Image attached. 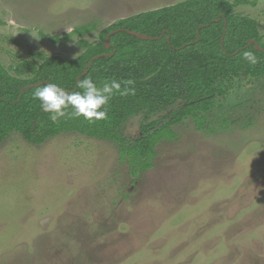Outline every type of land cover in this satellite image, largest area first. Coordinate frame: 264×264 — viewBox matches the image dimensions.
I'll list each match as a JSON object with an SVG mask.
<instances>
[{"label":"rangeland","instance_id":"rangeland-1","mask_svg":"<svg viewBox=\"0 0 264 264\" xmlns=\"http://www.w3.org/2000/svg\"><path fill=\"white\" fill-rule=\"evenodd\" d=\"M180 1L0 0V62L14 74L31 50L75 58L115 19ZM248 1L235 12L264 36V0ZM228 86L201 129L172 125L135 177L113 140L12 132L0 143V264H264V76Z\"/></svg>","mask_w":264,"mask_h":264},{"label":"trees","instance_id":"trees-1","mask_svg":"<svg viewBox=\"0 0 264 264\" xmlns=\"http://www.w3.org/2000/svg\"><path fill=\"white\" fill-rule=\"evenodd\" d=\"M248 3L182 0L114 20L99 31L97 42L79 41L84 50L75 58L31 50L32 58L18 62L14 74L0 62V143L12 132L33 144L62 132L113 140L130 175H140L152 167L157 144L176 137L172 125L191 117L201 129L203 114L225 94L232 79L264 76V52L247 45L253 39L264 49L259 23L235 12L237 6ZM125 29L153 39L137 38ZM88 31L89 24L71 32L83 36ZM71 32L49 39L62 42ZM244 51L252 52L257 63L246 61ZM86 78L98 88L109 80L132 79L135 94L114 92L105 106L107 118L92 122L70 115V107L53 122L33 97L45 83H56L68 92L82 91L78 84ZM136 115H141L139 131L134 137L127 136L124 124Z\"/></svg>","mask_w":264,"mask_h":264},{"label":"clouds","instance_id":"clouds-1","mask_svg":"<svg viewBox=\"0 0 264 264\" xmlns=\"http://www.w3.org/2000/svg\"><path fill=\"white\" fill-rule=\"evenodd\" d=\"M9 24H15L14 20H9ZM70 31V29H66ZM243 58L251 64L257 63V57L250 51H244ZM124 88L121 89V84ZM134 84L132 79L117 81L115 79L103 83L98 88L96 83L86 78L79 82L78 88L82 91L68 92L56 83H45L37 87L33 93L34 99L40 101L42 111L50 114V119L55 122L66 115L65 109H72L70 115L73 117L83 116L89 122L94 120H104L107 118L108 104L114 92L126 96L135 94V89L130 87Z\"/></svg>","mask_w":264,"mask_h":264},{"label":"water","instance_id":"water-1","mask_svg":"<svg viewBox=\"0 0 264 264\" xmlns=\"http://www.w3.org/2000/svg\"><path fill=\"white\" fill-rule=\"evenodd\" d=\"M126 33H128V34H130V35H133V36H135V37H137V38H140V39H153L152 37H149V36H147V35H145V34H143V33H140V32H136V31H133V30H128V29H125L124 30ZM113 33V32H112ZM223 37L224 36H222L221 37V43H222V41H223ZM250 44H254V48L256 49V50H259V51H262V52H264V49L258 44V42H256L255 40H253V39H250V40H248V43H247V45H250ZM105 46L108 48L109 46H110V44H109V42H108V36H107V38H106V40H105ZM100 55H97V56H95V58H98Z\"/></svg>","mask_w":264,"mask_h":264},{"label":"crops","instance_id":"crops-1","mask_svg":"<svg viewBox=\"0 0 264 264\" xmlns=\"http://www.w3.org/2000/svg\"><path fill=\"white\" fill-rule=\"evenodd\" d=\"M142 12V11H141ZM133 15V14H132ZM131 16V15H130ZM118 19H120V18H118ZM116 20V19H115Z\"/></svg>","mask_w":264,"mask_h":264}]
</instances>
